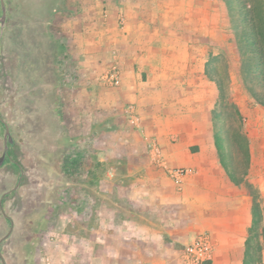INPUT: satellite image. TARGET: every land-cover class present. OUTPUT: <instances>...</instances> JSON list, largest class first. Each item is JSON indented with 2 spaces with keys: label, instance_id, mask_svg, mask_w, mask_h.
I'll return each mask as SVG.
<instances>
[{
  "label": "crops",
  "instance_id": "obj_1",
  "mask_svg": "<svg viewBox=\"0 0 264 264\" xmlns=\"http://www.w3.org/2000/svg\"><path fill=\"white\" fill-rule=\"evenodd\" d=\"M86 1L76 17L83 28V71L93 68L103 74L101 80H83L88 92L79 114L98 124L78 129V146L58 147L51 163L40 160L49 165L50 179L62 177V186L84 201L87 233L78 263L172 264L174 245L206 232L215 244L213 260L206 264H245L252 198L240 192L242 184L234 183L222 165L215 137L220 82L227 91L234 67L247 92L243 60L226 69L218 63L222 53L231 54L224 51L227 3ZM112 72L117 83L107 78ZM227 93L250 138L252 120L264 113V106L251 96L242 104ZM249 109L253 116L245 115ZM71 118L74 124L80 117L72 113ZM90 146L100 165L111 166L102 175L92 167L75 173L80 166L76 154ZM252 148L250 138V169ZM175 168L190 171L174 177ZM54 188L56 194L40 192L34 198L52 195L56 202L62 194L59 186Z\"/></svg>",
  "mask_w": 264,
  "mask_h": 264
},
{
  "label": "rangeland",
  "instance_id": "obj_2",
  "mask_svg": "<svg viewBox=\"0 0 264 264\" xmlns=\"http://www.w3.org/2000/svg\"><path fill=\"white\" fill-rule=\"evenodd\" d=\"M5 1L7 19L0 34V117L10 129L14 144L8 161L0 168V201L4 209L3 212L0 208V239L11 227L4 213L12 220L13 232L1 244V252L6 264H66V256L70 257V262L81 264L78 261L83 256L87 233L82 215L84 201L75 197L78 192L62 186V177L50 179L49 165L40 164V160L51 163V154L58 147L79 144L78 129L90 123L94 129L98 124L93 117L79 114L84 110L82 100L88 92L83 80H101L103 74L93 68L83 71L86 66L84 39L80 32L83 28L76 17L87 1ZM252 1L223 0L229 11V40L224 44L227 47L224 51L231 54L222 53L218 57L222 69L230 67V63L238 66L248 56V48L244 47L248 40L243 14L247 11L248 19L255 22L250 11ZM259 1L264 3V0ZM257 12L260 38L264 37V8L258 7ZM1 13L0 4V16ZM235 68L234 82L231 81L226 92L232 100L243 104L251 95L244 90ZM228 78L225 75L226 81ZM252 112L249 109L245 115L253 116ZM72 113L80 117L74 124ZM252 121L253 167L246 168L241 152L236 161L242 178L240 192L250 194L253 203V230L248 236L249 253L245 264H264V113ZM5 130L0 121V155L4 149ZM98 143L105 142L97 141L96 145ZM83 153L86 156L75 173L92 167L102 175L110 169V165H100L91 146ZM19 181L20 186L15 188ZM55 185L60 187L58 192L62 194L58 201L53 202L52 195L44 200L34 198L40 192L56 194ZM13 188V192H7ZM181 244L173 246L169 256L172 264H179L175 249Z\"/></svg>",
  "mask_w": 264,
  "mask_h": 264
},
{
  "label": "trees",
  "instance_id": "obj_3",
  "mask_svg": "<svg viewBox=\"0 0 264 264\" xmlns=\"http://www.w3.org/2000/svg\"><path fill=\"white\" fill-rule=\"evenodd\" d=\"M261 6L264 8V3L259 0L252 1L250 11L253 13L255 22L248 19L247 11H244L243 14L247 30L246 40H248V42H245L244 47L248 48V56L243 59L241 75L247 92L250 93L257 104L264 106V37L259 38L260 19L258 20L259 13L257 12V8ZM222 82H220V102L215 110V121L217 123L216 144L221 163L230 178L234 183L241 184L242 178L239 176V166L236 159L241 152L246 161L244 165L246 168L248 167L251 161L250 138L244 126L241 112L236 103L227 100L226 86ZM85 156V153L82 152L76 155V159L79 163H82ZM256 221L254 214V225H256ZM248 253L249 243L247 244L245 263H247Z\"/></svg>",
  "mask_w": 264,
  "mask_h": 264
},
{
  "label": "built area",
  "instance_id": "obj_4",
  "mask_svg": "<svg viewBox=\"0 0 264 264\" xmlns=\"http://www.w3.org/2000/svg\"><path fill=\"white\" fill-rule=\"evenodd\" d=\"M108 79L113 82H118V76L116 72L109 74ZM132 110L128 112L131 118H134ZM190 170L187 168H175L172 170L174 177H181L187 174ZM215 252V244L211 236L206 233H199L192 236L188 241L181 244L176 249V253L179 259V264H206L213 260Z\"/></svg>",
  "mask_w": 264,
  "mask_h": 264
},
{
  "label": "water",
  "instance_id": "obj_5",
  "mask_svg": "<svg viewBox=\"0 0 264 264\" xmlns=\"http://www.w3.org/2000/svg\"><path fill=\"white\" fill-rule=\"evenodd\" d=\"M0 4H1V16H0V34H2L3 30H4V26L6 24V19H7V12H8V8H7V4L5 0H0ZM0 120L3 124L6 125V123L4 122V120L0 117ZM14 144V139L11 135L10 129L8 128V126H6V131L4 134V149L3 152L0 155V168L3 167L6 163L7 157L9 155V151H10V147L13 146ZM19 184L15 187L18 188ZM0 207L3 211V202L2 200L0 201ZM4 212V211H3ZM4 215L6 216V218H10L7 214L4 213ZM13 231V225L10 228V230L0 239V259L2 260V264H6V261L3 257V254L1 252V243L7 239Z\"/></svg>",
  "mask_w": 264,
  "mask_h": 264
},
{
  "label": "flooded vegetation",
  "instance_id": "obj_6",
  "mask_svg": "<svg viewBox=\"0 0 264 264\" xmlns=\"http://www.w3.org/2000/svg\"><path fill=\"white\" fill-rule=\"evenodd\" d=\"M0 121H1V120H0ZM4 126H5V128H6L7 125L4 124ZM5 131H6V130H5ZM4 134H5V133H4ZM11 147H12V146H11ZM11 147H10V150H11ZM9 152H10V151H9ZM8 159H9V155H8V157H7L6 162L8 161ZM21 173H22V170H21ZM21 177H22V175H21ZM21 179H22V178H20V181H21ZM20 181L18 182V184L20 183ZM19 186H20V184H19ZM19 186H18V187H19ZM13 190H15V189L13 188L12 190L7 191V192L10 193L11 191L13 192ZM0 208H1V207H0ZM1 210H2V209H1ZM3 211H4V209H3ZM5 214H6V213H5ZM5 217H6V216H5ZM9 217H10V216H9ZM7 219H8V218H7ZM8 220L11 222V227H12L13 223H12L11 218H9ZM11 227H10V228H11ZM10 236H11V235H10ZM10 236H9V237H10ZM9 237H8V238H9ZM8 238H7V239H8ZM5 240H6V239H5ZM5 240H4V241H5ZM4 241H3V242H4ZM3 242H2V243H3ZM2 243H1V244H2Z\"/></svg>",
  "mask_w": 264,
  "mask_h": 264
}]
</instances>
